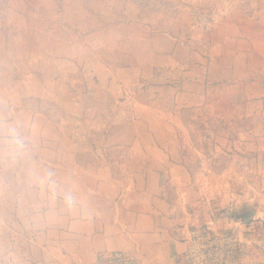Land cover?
I'll list each match as a JSON object with an SVG mask.
<instances>
[{
	"label": "crops",
	"instance_id": "0c3cea01",
	"mask_svg": "<svg viewBox=\"0 0 264 264\" xmlns=\"http://www.w3.org/2000/svg\"><path fill=\"white\" fill-rule=\"evenodd\" d=\"M164 4L0 3V264H93L113 250L185 264L199 224L172 192L188 171L166 154L159 120L145 128L135 116V99L168 116L231 103L245 121L233 143L264 191V0ZM56 57L75 74L45 69ZM250 200L237 210L264 229V198Z\"/></svg>",
	"mask_w": 264,
	"mask_h": 264
},
{
	"label": "rangeland",
	"instance_id": "374dc122",
	"mask_svg": "<svg viewBox=\"0 0 264 264\" xmlns=\"http://www.w3.org/2000/svg\"><path fill=\"white\" fill-rule=\"evenodd\" d=\"M128 1L137 7L145 8L149 13L162 9L165 2V0ZM8 2L9 0H0L5 7L9 6ZM36 40L37 37L30 34L26 37L30 44ZM16 42L12 46H16ZM18 43L21 44V40ZM51 50H46L48 58L54 57V51ZM14 51H17L16 48ZM51 62L45 69L52 74L57 76L75 74L74 66L68 64L67 60L60 62L56 57L55 62L52 59ZM38 67L43 69L44 65L40 63ZM140 94L138 99L142 101ZM134 101L136 105L132 108H136L135 116L145 123V128L159 120L153 129L158 131L159 137L162 138L166 154H170L175 161L187 168L188 175L180 180L177 185L178 194L172 192V198L178 201L180 206L185 207L193 222L195 221L194 224L202 225L209 219L211 213L219 217L221 222L226 216L232 220L247 222L245 221L247 218L236 217L237 206L246 204L248 197H251V202H258L264 198V191H261V188L259 190L257 186H263L262 176L251 169V164L240 152V147L233 143L237 132L245 128L242 114L234 111L228 102L217 109L181 108L176 110L175 115L168 116L161 114L162 107L151 108L147 104L148 101L142 103L136 99ZM248 185L255 187V190L248 188ZM175 188L177 187L172 190Z\"/></svg>",
	"mask_w": 264,
	"mask_h": 264
},
{
	"label": "built area",
	"instance_id": "2783aa9c",
	"mask_svg": "<svg viewBox=\"0 0 264 264\" xmlns=\"http://www.w3.org/2000/svg\"><path fill=\"white\" fill-rule=\"evenodd\" d=\"M186 241L185 264H264V229L239 220L222 226L211 213L202 225L189 228ZM93 264H140V260L132 252L98 251Z\"/></svg>",
	"mask_w": 264,
	"mask_h": 264
},
{
	"label": "flooded vegetation",
	"instance_id": "af4514ba",
	"mask_svg": "<svg viewBox=\"0 0 264 264\" xmlns=\"http://www.w3.org/2000/svg\"><path fill=\"white\" fill-rule=\"evenodd\" d=\"M246 213H248V210L246 208L242 207V208L238 209L236 216H241V215H244Z\"/></svg>",
	"mask_w": 264,
	"mask_h": 264
},
{
	"label": "water",
	"instance_id": "95a60500",
	"mask_svg": "<svg viewBox=\"0 0 264 264\" xmlns=\"http://www.w3.org/2000/svg\"><path fill=\"white\" fill-rule=\"evenodd\" d=\"M248 215H249V213H246V214H244V215L237 216V218H239V219H244V218L248 217Z\"/></svg>",
	"mask_w": 264,
	"mask_h": 264
},
{
	"label": "bare ground",
	"instance_id": "6f19581e",
	"mask_svg": "<svg viewBox=\"0 0 264 264\" xmlns=\"http://www.w3.org/2000/svg\"><path fill=\"white\" fill-rule=\"evenodd\" d=\"M263 215H264L263 212L262 213H257L256 218H261Z\"/></svg>",
	"mask_w": 264,
	"mask_h": 264
},
{
	"label": "trees",
	"instance_id": "16d2710c",
	"mask_svg": "<svg viewBox=\"0 0 264 264\" xmlns=\"http://www.w3.org/2000/svg\"><path fill=\"white\" fill-rule=\"evenodd\" d=\"M246 226H249L250 222H244Z\"/></svg>",
	"mask_w": 264,
	"mask_h": 264
}]
</instances>
